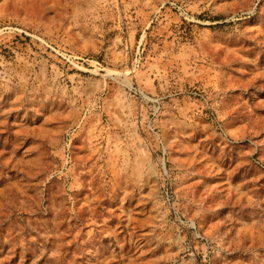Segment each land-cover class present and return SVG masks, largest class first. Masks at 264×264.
I'll return each mask as SVG.
<instances>
[{"label": "rangeland", "instance_id": "rangeland-1", "mask_svg": "<svg viewBox=\"0 0 264 264\" xmlns=\"http://www.w3.org/2000/svg\"><path fill=\"white\" fill-rule=\"evenodd\" d=\"M0 264H264V0H0Z\"/></svg>", "mask_w": 264, "mask_h": 264}]
</instances>
